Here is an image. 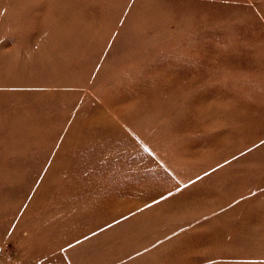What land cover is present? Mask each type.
Wrapping results in <instances>:
<instances>
[{
  "label": "rangeland",
  "instance_id": "rangeland-1",
  "mask_svg": "<svg viewBox=\"0 0 264 264\" xmlns=\"http://www.w3.org/2000/svg\"><path fill=\"white\" fill-rule=\"evenodd\" d=\"M0 264H264V0H0Z\"/></svg>",
  "mask_w": 264,
  "mask_h": 264
}]
</instances>
